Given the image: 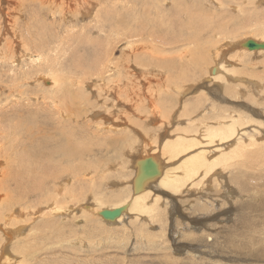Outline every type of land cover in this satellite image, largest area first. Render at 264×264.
Instances as JSON below:
<instances>
[{
    "label": "bare ground",
    "instance_id": "obj_1",
    "mask_svg": "<svg viewBox=\"0 0 264 264\" xmlns=\"http://www.w3.org/2000/svg\"><path fill=\"white\" fill-rule=\"evenodd\" d=\"M169 1L173 2L171 8L166 7ZM211 1L215 4L213 7L217 6L218 8L212 11L213 13L208 8L202 6L201 3L193 0H0V173H3V177L0 178V192L4 189L7 190L8 198L4 200L5 198L3 197V204L12 206L8 209H12L14 214L15 212H23L25 214L23 215L25 216L23 217L24 219L32 215L33 209L31 204L29 206L22 205L21 208V204L17 203V201H21L20 199L14 203L12 202L13 204H9L11 202L10 199L13 200L19 194H22V198L23 196L25 198L30 197L24 203L29 202L34 196L37 197V204H40L38 206L40 208L37 207V209L40 210L42 208L46 210L50 209L51 206L50 210L53 211L54 216L46 218L47 214H41L42 212L39 213L40 211L35 208L36 215H39L40 221L37 222V225L35 223L28 226L19 219L20 217L16 218L13 216L14 221L9 226L11 228L6 227L2 231L0 230V252L2 253V258H4L3 256H8L12 264L20 263L19 256L14 255L12 252V245L16 241L19 245V243L22 244V242H27L30 238H34L33 235L36 231L41 229V232L43 231V224L50 231V236L45 237L52 239L51 237L55 232V234H58L57 241L60 237L69 238L74 231V228L71 226L74 227L75 225L68 224L71 223V220H68L78 214L85 216L84 223L86 225L80 228L84 233L86 230H89L88 228L95 226L89 220L94 215L98 216L97 219L99 221H104L109 225L119 224L125 220V216L127 215L129 216L128 218L131 217L133 220L142 221L147 218L146 221L152 222L156 217H160L164 213V207L161 206L162 203L160 204L162 197L159 190L165 191V193L171 196H176L184 191L185 186L188 184L199 185L202 179L199 180L198 176L200 177L201 174H203V177L208 178L209 176H213L219 167V169L223 167L224 169H221L223 171L226 168L229 169L230 161L234 158V154L242 146L244 140H258L256 139L255 128L253 129V126V130H249L247 127L244 129L242 126L245 123L248 124L250 117L246 118L249 119L248 121L244 119L245 121L242 124L245 116L242 117L243 114L240 115V113L234 115L230 113L232 111L228 112L224 110L225 106L222 105L221 107L215 101L213 95L212 97H206L208 103L203 109L205 112L199 117H196L197 114L195 117L193 115L198 112L199 106H202L203 103L198 101L197 106L188 102L184 106V111L190 121L185 122L184 126L177 128L178 133L175 134V137L173 135L174 138L163 140H159L158 138L159 141L156 139V146H152L155 148L153 153L146 156L143 155L140 159L141 161H137L138 166L134 170L137 175L133 180L130 178L132 188L129 193L123 197L124 195H120L119 192L120 196L118 199H120V202L114 203L113 206L106 203V200L111 199H105L100 196L104 188L103 179L109 178L105 175L108 169L113 167L107 168L110 163L105 167L102 161H95L94 157L99 154L103 156L108 155L110 150H113L114 146L117 145V141L106 145L105 142L100 140L85 139L90 132H92L95 138H99L100 135L104 136L105 140L108 136L112 135L111 132H116L107 123L103 122L102 119L96 120L97 122L94 121L93 123L89 121L90 116L96 118L99 115H104L101 110L95 109L99 103L91 101L93 96L97 99L103 97L106 102L109 100V95L117 93L123 95L126 84H132L131 82L135 81L134 86H137L141 90L146 85L145 81L149 83L154 78L158 82L156 85L159 90L157 92V88L153 87L152 94L151 96L149 95L152 99H148V94H146L148 97L145 99V101L148 100L150 102V105H148L152 109V112L143 110V103H141L140 107H136H139V110L142 109L144 118L141 116V120L146 117V121H143L145 125L152 121L153 127L162 126V123L157 118L155 119V115L163 112H161L159 106L155 107L157 103L152 106V103L156 101L154 98L157 97V93L169 95L172 91L170 88L174 86L177 91H180V87L182 86L178 85L179 83H188L187 90L194 87L193 81H201L202 79L201 73L203 69L199 68L200 63L202 64L204 61L206 73L211 72L214 76L213 78L217 79L221 76L220 73L223 76V73L227 74L228 67L222 61L225 58L227 59L228 52H231L230 54L233 55L236 54V56L237 54L241 56L240 50L246 54L261 53L264 55V49L253 51L243 46L247 40L264 43V36L259 37L261 36L259 34V36L254 35L252 38H248L247 36L248 39L236 40L235 42H230V40L226 39L225 43L218 39L220 35L226 37L231 32L230 28L236 26V21L241 20H245L248 24L251 21L252 25L255 24L254 29L261 26V28L255 31H264L263 16L258 14V19L255 18L254 23L253 16L251 15L252 10L257 11L259 4H263L264 0H242L241 2H237L238 7H231L238 10L240 13L238 16L230 14L226 9V4L230 5V1L232 0ZM203 4L205 5L204 2ZM96 8V12H93ZM247 13L250 14L248 18L245 16ZM88 17L90 20L86 23L85 20L89 19ZM250 18L251 20L247 21ZM240 23L243 22L241 21ZM245 28H247L246 25ZM95 33H98V36ZM102 34L103 37H106L103 40ZM113 34H116L119 42L122 46L124 45L123 48H120H122L121 50L125 54V57L120 58L119 61L118 59L117 61L112 60V50L109 51V44L104 41L111 38ZM205 34L207 35L205 36ZM222 42L224 44L221 45ZM88 46L92 47L89 50H93V48L95 50L93 53L96 55L93 56H96L97 59L94 60V67V63L92 65L86 64L88 61L86 56L84 58L76 56V49H74V47H77L78 50L80 48L87 50ZM215 46V51L213 54H210L211 49L215 48ZM223 46L225 48L227 46V50H224ZM86 52H81V54L83 55L84 53L85 55ZM166 55H171V59L167 58ZM233 57L235 59V56ZM227 61L229 62V60ZM239 62H241L240 59ZM227 64L229 65L230 62ZM191 67L194 71H192ZM113 72H117V76L115 75L117 82L114 81L115 79L112 80L110 74ZM144 73H147V75H144ZM121 75H127V77L125 76L126 80H128L127 83L123 81ZM152 75L154 76L152 77ZM141 77L145 79L142 81ZM241 77L240 79H242ZM137 79L142 84H138ZM113 82L117 85L114 86ZM167 82L171 84H167L162 89L161 85ZM263 83L261 84L264 85ZM31 84L34 85L29 88ZM203 84L205 85V82ZM259 84L252 82V85L258 86ZM132 88L135 89V87ZM128 89L131 88L129 87ZM134 89H131L128 93L126 92V98H130L137 103L135 97L138 93ZM226 89H230L228 92L230 95H235L232 85H228ZM140 96L142 97V95ZM159 99L165 100L163 97ZM121 100L123 101L122 97ZM163 103H160V107ZM167 106L168 104L166 103L165 107ZM108 108L109 106L106 109ZM121 109L120 111L123 110ZM132 109L134 110L135 108ZM174 112L177 113V109ZM24 113H26V116L23 115ZM135 113L137 114L139 111ZM115 116L117 117V115ZM117 118L116 121H118ZM5 120L9 123V128L6 132L4 131ZM121 121L124 122L123 120ZM33 134H36L33 138L35 140H30V136ZM115 140L118 139L115 138ZM214 144L220 145L212 146L213 148H211L210 145ZM164 155H166L167 159H164ZM146 159H151L156 164L158 172L156 175L144 176L142 172L143 161ZM172 160H177V163L175 164L174 162L176 161ZM92 163H95V165ZM257 165L260 166L259 164ZM221 170L219 172H222ZM97 177L101 178L100 182H97ZM197 178L198 180H196ZM9 180H14L22 188H20L21 192L18 191L16 194L10 191ZM109 182H111V179ZM119 182L122 183L120 180ZM3 183L6 184V188L4 186L1 187ZM105 184L108 185V181ZM122 185L124 184L122 183ZM155 189L159 194L154 198ZM87 190L88 192L91 190L93 192L92 195H94L93 200H91L93 201L91 206L83 201L84 197L86 199ZM61 194L62 198H59ZM1 196H4V194H0V198ZM72 201L82 202L84 206L80 205V208H82H79L77 213H73L75 205L77 206L78 202L70 204ZM116 208H122V213L114 220L106 219L101 215L104 209L114 210ZM73 219L75 222V218ZM6 221V226H8L9 220ZM98 229L99 227L96 226L95 230ZM81 236L83 235L81 234ZM52 240L53 242L48 248H36L37 256L39 255L38 257L35 256L38 258L36 264H42L41 262L46 260L48 256L47 252L50 249L57 248L54 247L56 240ZM96 244H94V247H96ZM100 244L97 245V248ZM33 247L35 248V245ZM23 248L24 245L21 251ZM25 250L30 251L26 248ZM40 250H43L41 255ZM51 253H49L50 256ZM21 254L19 253V255ZM27 259L31 260L29 257ZM90 264H94V261L92 260Z\"/></svg>",
    "mask_w": 264,
    "mask_h": 264
},
{
    "label": "rangeland",
    "instance_id": "obj_2",
    "mask_svg": "<svg viewBox=\"0 0 264 264\" xmlns=\"http://www.w3.org/2000/svg\"><path fill=\"white\" fill-rule=\"evenodd\" d=\"M114 1H118V0H114ZM193 1H197L198 3H201L202 6H204L205 8H208V10L211 13H213L212 11H215L216 9H218L217 6L213 7V5H215V4H213L211 0H209V1L208 0H193ZM241 1L242 0H232V1H230V5L226 4V9L228 10V12L230 14L232 13L234 16H238L240 14L238 12V10L232 8L231 6L238 7L237 2H241ZM203 2L205 3V5L203 4ZM206 4H209V5H206ZM172 6H173V2H171V1L167 2V4H166L167 8H171ZM97 7H98V5H97ZM259 7H261V8L259 9ZM263 7H264V2H263V4L262 3L259 4V6H258L259 10L258 9H257V11L252 10V13L255 11L253 13L255 15H253L251 13V15L253 16V19H254L253 20L254 23H255V18H257L258 14H260L264 18V12H261V11H264ZM96 10H97V8L94 9L93 12H96ZM56 16L58 17V15H56ZM245 16H246V18H248V17H250V14L247 13V15H245ZM90 18L85 20V22L87 23L90 20ZM263 18H262V21L264 20ZM249 20H251V18L247 19V21H249ZM241 21L243 23H240ZM241 21H236V26L235 27L232 26L230 28L231 32L229 34H227L226 37H223L220 35V36H218V39H220L223 42H225L226 39L228 41L230 40V42L231 41L235 42L236 40H246L249 37L252 38V36H254V35L255 36L261 35L259 37L264 36V31H260V30L255 31V30L261 28V26L257 29H254L255 24L252 25L251 21H249L250 24H248L245 20H241ZM245 25L248 29L245 28ZM250 26H251V28L249 29ZM251 32H253V33H251ZM249 33H251L253 35H251V34L248 35ZM95 34H96V36H98L97 35L98 33H95ZM240 34H242L243 36ZM206 35L207 34H205V36ZM101 36H102V40L106 38V37H103V34ZM247 36H248V38H247ZM104 41L109 44L108 45V47L110 48L109 51L112 50V53H113L112 57H111L112 60L117 61V59H118V61H119L120 58L125 57L124 56L125 54H123V52L121 50L124 47V45L122 46V44L119 42L118 36L116 34H113V36L111 38L107 39V41L106 40H104ZM103 42H101V43H103ZM223 42L221 43V45L224 44ZM120 47H122V48H120ZM89 48H92V47L88 46L87 50H84L82 48H80L81 50L80 49L78 50L77 47H74V49H76L75 50L76 54H77L76 56L83 57V58L86 56V58L88 60L86 62V64L92 65L94 63L93 64V67H94V65H95L94 60L97 59L96 56H93V55H96L95 53H93V52H95V50H94V48H93L94 51L92 49L89 50ZM224 48H225V46H223V49ZM227 48L228 47L226 46V48L224 50H227ZM113 49H115V50H113ZM215 49H216V46H215V48L213 47L211 49L210 54L211 53L213 54ZM85 51H87L85 53V55H84V53L82 55L81 52H85ZM230 53L228 52L227 59L225 58V60L222 61L228 67L227 68L228 71L226 72L227 74L223 73L224 76L222 75V73H220L221 76H219V78H217V79L213 78L214 76L212 75L211 72L206 73V71H205L206 65L204 64V61H203L202 64L200 63V66H199V68L203 69V71L201 73L202 79H201V81H193L194 87L187 90V88H188L187 84L188 83H184V84L179 83L178 85L182 86V87H180V91H177L176 87L174 86V87L170 88V90L172 89V91L169 93V95L157 93V97L154 98L156 101H154V99H153L154 103H152V106H154L153 104L157 103L156 104L157 106H155V107L159 106L161 112H163V113L155 115V119L157 118V120L162 123V126L158 125L157 127H153L154 124L152 121L149 122L147 125H145V123H143V121L146 119V117H145V119L141 120V116L142 117L144 116L142 113V109L146 110L147 112H152V109L149 106L150 102L148 100L145 101V99H147V97L149 95L151 96L154 88H157V92L159 90V88L156 85L158 82H156L154 78H152L153 79L152 82H149V83L147 81L144 82L147 85V86L146 85L143 86V88L141 87L143 89V91L145 89L144 93H143L142 89L139 90L137 86H134L135 85V81H134V82H131L132 84H126L124 86L125 93H123V95H119L118 93L113 94V95H109L108 96L109 100L106 102H105V99L103 97H102L103 99L102 98L97 99L95 96H93L91 98L92 102L99 103V105L96 104L98 106L95 109L101 110V112H103L106 117L104 115L103 116L99 115V116H97L98 118L97 117L92 118V116H90L91 118L89 117V121L93 123L96 120L98 121V120L102 119L103 122L107 123V125H109V127L114 129L116 132L115 133L111 132L112 137L108 136L106 140H105L104 136H101V135L99 138H95V137H93L92 132H90V134L85 139L86 140H93V141L100 140V141L105 142L106 145H110V144L114 143V141H117L116 142L117 145L114 146L113 150H110V153L108 155L103 156L102 154H99L96 157H94L95 161H97V160L102 161L103 165L105 167H107V165L109 163H110V165L107 168L113 167V168H109L106 175H105L109 178L103 179L104 188L102 189L100 196L105 198V199H111V200H106V203H107V205L110 204V206H113L114 203L120 202V199H118V198L121 194H122V196L124 195L123 197H125V195H127L129 193V191L132 188L131 179L132 180H133V178L135 179V177L137 175V174H135V171H134V170H136V166H138L137 161L140 162L141 161L140 159L143 157V155L146 156L147 154L153 153V151L155 150V148H153V147H155L156 146L155 144H157L155 142L156 139L158 140V138H159V140H163L166 138H170V139L174 138L175 134L178 133L177 128L180 126H184L185 122L187 123L188 121H190V120H188V116L185 114V111H184L185 110L184 106L188 102H191L197 106H198V101L203 103L202 106H199L200 109L198 110V112L201 114L196 112L193 115V117H195L197 114L196 117H199L205 112L203 109L206 106V104L208 103L206 97H210V96L212 97V95H213L214 96L213 98L221 107H222V105L225 106L224 110H227L228 112L232 111L230 113L234 114V115H237L238 113H240V115L243 114L242 117L245 116V118H243L242 124L244 123L245 120H247V121L249 120L246 118L250 117L248 124L245 123L242 126L244 129H246V127H247V129H249V130H253L255 128L254 132L256 134V139H258L259 141L258 140H246V141L244 140L242 146L236 151V153L234 154V158L230 161L229 169L226 168L223 171L221 169H224V168L222 167L221 169H219L220 168L219 167L216 170L215 174L213 176H209L208 178L203 177V174H201L200 177L198 176V178H200L199 180L202 179V182H200L199 185L196 184L194 186L193 183L188 184L185 186L186 188H184V191L180 192V194H178L176 196H171L170 194L165 193V191L159 190L160 195L162 197L160 204L162 203L161 206L164 207V210H163L164 213H162L160 217H156L154 219V221H152V222L146 221L147 218L145 220H142V221L133 220V219H131V217L128 218L129 216L127 215V216H125V220L121 221L119 224L109 225V224H106L104 221L103 222L99 221L97 219L98 216L94 215V216L90 217L89 220L91 222H93L92 224L95 226L88 228L89 230H86V232H85L87 234V236H86L84 231L82 229H80L81 227L86 225V223H84L85 216L79 215V214L75 215L76 217L73 216V218H75V222H74L73 218H70L68 221L71 220V223H68V224L76 226V227L71 226L72 228H74V231L69 236V238L64 237V238H66V239H64L63 237H60L61 239L59 238L58 241H57L58 234H55V232H54V234L52 235L51 238L56 240V241L54 240L55 241L54 247H57V248L50 249V251L47 252L48 256L46 257V260H43V262H41L42 264H72V263L73 264H90V262L92 260L94 261V264H188V263L189 264H191V263L192 264H202V263L203 264H264V241H263L264 240V106H263V104H264V98H263L264 97V85L261 84L262 82H264V74H263L264 73V55L261 53H260L261 55L259 53H257V54H246L245 52H242L241 50L239 53L241 54L242 57L238 54L236 56V54L233 55ZM68 56H70V55H68ZM166 56H167V58L171 59V55H166ZM221 56H222V53H221ZM233 56H235V59ZM239 56H240V58H239ZM92 57H93V60H92ZM70 58H72V57H70ZM239 59L241 62H239ZM90 60L92 61V63ZM227 60H229V62H230L229 65L227 64V63H229ZM239 67L241 70L239 69ZM246 68H247V70H246ZM191 69H192V71H194V69L192 67H191ZM233 70H234V72H233ZM216 74H217V72H216ZM231 74L234 76H232ZM110 75L112 76V80L115 79L114 81L117 82L116 81L117 80L116 79L117 78L116 77L117 72H113ZM144 75H147V73H144ZM241 75H242V77H241ZM243 75H245L246 77ZM121 76H122L123 81L125 83H127V81H128V80H126L127 75H125L126 77L123 75H121ZM153 76L154 75H152V77ZM194 77H196V76H194ZM240 77L244 80L240 79ZM141 78H142V81H143V79H145L143 77H141ZM226 79L229 81H227ZM137 81H138V84H142V82L139 79H137ZM115 82H113L114 86L117 85ZM170 82H167L166 84H162L161 88L164 89L167 86V84L168 85L171 84ZM191 82H192V79H191ZM204 82H205V85L203 84ZM252 82H256L258 84L260 82V84L262 86L260 84L258 85L259 87L257 85H252ZM33 85L34 84H31L29 86V88H31ZM131 85H133V86H131ZM217 85H219V86L222 85V86L219 87ZM228 85H232V87L235 91V95L232 96L228 93L231 89V88L226 89V87ZM129 87L131 89H134L132 87H135L134 91L138 93L137 96L135 97L137 99V103L135 101H132L130 98H126L127 97L126 92L128 93L131 90V89H128ZM145 87H147V88H145ZM238 88H239V90H238ZM222 89H223V91H222ZM189 90H191V91H189ZM134 91H132V92H134ZM140 91H142V92H140ZM222 93H224V94H222ZM146 94H148V96ZM116 95H117V97H116ZM140 95H142V97ZM111 97H112V101H111ZM121 97H122L123 101L121 100ZM149 97H148V99H152L151 97L150 98ZM162 97L165 99L164 101L159 99ZM223 97H225V98H223ZM143 99L145 102L143 101ZM107 102H108V106H109L108 109H106L108 107ZM161 102H164V103L160 107ZM125 103H127V104H125ZM141 103H143V105H142L143 108L141 110H139L138 108L140 107ZM166 103L168 104L167 107H165ZM7 104H8V101H7ZM124 105H126V106H124ZM136 106H139V107H136ZM117 107H118V109H117ZM121 107L123 110L121 109ZM181 107H182V109H181ZM102 108H104V109H102ZM112 108L114 109V111ZM132 108H135V109L133 110ZM120 109L122 111H120ZM125 109L127 110V112ZM176 109H177V113L174 112V111H176ZM128 111L129 112L131 111V112L129 113ZM136 111H139V113L136 114L135 113ZM114 112H115V114H114ZM118 113L119 114L122 113V114L119 115ZM23 115L26 116V113H24ZM115 115H117L118 118ZM246 115H247V117H246ZM115 117L117 118L118 121H116ZM120 118L124 122H122L120 120ZM175 118H177L176 120H178V118H179L180 121L174 120ZM103 119H105V120H103ZM171 119H172V121H171ZM127 120H128V122H127ZM125 122H127V123H125ZM122 123H124V124H122ZM249 123H251V124H249ZM119 124H121V125H119ZM127 125H128V127H127ZM254 125H256V126H254ZM252 126H253V129H252ZM149 127H150V129H149ZM8 128H9V123L7 120H5L4 121V131L6 132ZM124 129H125V131H124ZM153 129H155V130H153ZM142 131H144V132H142ZM155 133H157V134H155ZM173 135H174V137H173ZM35 136H36V134L31 135L30 140H35V139H33ZM76 137H78V135H76ZM115 138H117L118 140H115ZM76 139L80 140L79 138H76ZM252 141H253V144H252ZM255 141H256V143H255ZM218 145H220V144H214V145H210V146H211V148H213L214 146H218ZM208 148H210V147H208ZM236 157H239V158H236ZM164 159H167L166 155H164ZM236 159H237V162H236ZM241 159H243V160L245 159L244 162ZM239 160H241V162H239ZM172 161H176V162H174L175 164L177 163V160H172ZM245 161H246V163H245ZM248 161H250V162H248ZM92 164L95 165V163H92ZM111 164H113V165H111ZM257 164H259L260 166H258ZM126 165H128V166H126ZM220 170L222 172H219ZM240 174H242V175H240ZM90 176H88V177H90ZM2 177H3V173H0V178H2ZM198 178L196 180H198ZM100 179H101L100 177L99 178L97 177V179H96L97 182H100L99 181ZM110 179H111V182H109ZM119 180L124 185H122V183H120ZM123 180L124 181L126 180V181L124 182ZM107 181H108V185L105 184V183H107ZM130 181H131V183H130ZM8 183L10 185V191L15 192L16 194L18 193V191L21 192L22 188L14 180H9ZM1 185H2L1 187L4 186V188H6V184L3 183ZM191 185H192V187H190ZM109 186H111V187H109ZM113 186H116L117 188L113 187ZM88 188H89V184H88ZM18 189H20V190H18ZM154 191L156 192L157 190L155 189ZM155 192H154L155 196L153 195L154 198L156 196H158V194H159V192H156V193ZM87 193H86L87 201H86L85 197H84L83 201H85L86 204H89V206H91L93 203V201H91V200H93L94 195H92L93 192L91 190L89 192L87 190ZM0 194L1 195L4 194V196H1V198H0V230L1 231L6 227L11 228L9 226L11 223H13L14 217H16V218L20 217L19 219H21V221L23 223H26L27 226L30 224H35V223L37 225V222L40 221L39 215H36V213H37L36 210H39V209H37V207L40 206V204H37L38 203L37 197L34 196V198H31L32 201L30 200L27 203H24V202L27 201L26 199H28L30 197L28 196L27 198H25L23 196V198H25V199H23L22 194L16 195V198H14L13 200L10 199L11 202L9 204H13L14 202H16L17 200L20 199L21 201H17V203L21 204V208H22V205L23 206H25V205L29 206L31 204V207L33 209V210L31 209L32 210V215H31L32 217L28 216L29 219H28V217L26 219H24L23 217H25V216H23V215H25V214L23 212H21V211L19 213L15 212V214H14L12 212V209L9 210L10 209L9 207H12V206H9L8 204H3V201L8 198L7 190H5V189L2 190L0 192ZM3 197L5 198L4 200H3ZM59 198H62V194H61V197H59ZM152 201H153V199H152ZM77 202L72 201L70 204L77 203ZM78 203H77V206L75 205V209H74L73 213L78 212L80 205H82V207L84 206L82 204V202H80L79 204ZM35 208H36V210H35ZM38 208H40V207H38ZM50 209H51V206H50ZM50 209L43 210L41 208L39 210L40 211L39 213L42 212L41 214H47L46 218H52V217H54L53 211ZM68 209H70V208H68ZM10 213H12V214H10ZM16 214H19V215H16ZM34 216H36V217H34ZM80 219H81V221H80ZM6 220H9L8 221L9 223L7 224L8 226H6V223H7ZM76 221H78V222H76ZM42 226L44 228L43 231L41 232L42 229L39 231H36V233L33 235L34 238H30L27 241L28 244H27V242H22V244L19 243V245H18V242L16 241L15 244L12 245V247H11L12 252L14 253V255L19 256V259H20V263H18V264H36L37 259H38L36 257L39 256V255L37 256V254H38L37 249L38 248H41V249L45 248L46 249L53 242L52 239L45 237V236H50L49 228H47V226H44V224ZM42 226H40V227H42ZM96 226L99 227L98 230H95ZM52 227L54 228V226H52ZM92 233H94V234H92ZM81 234L83 236H81ZM72 235H73V237H72ZM70 237H72V238H70ZM260 239H262V240H260ZM99 240H101V242H99ZM66 241L68 242V244ZM85 241H87V242H85ZM237 241H238V243H237ZM91 242H93V243H91ZM23 243H26L27 245L23 244ZM95 243H97L95 245L96 247H94ZM99 243H101V244L97 248V245H99ZM31 244H33V245H31ZM23 245H24V248L21 251V248L23 247ZM29 245L32 247H30ZM34 245H35V248L33 247ZM40 245L43 247H41ZM79 245H81V246H79ZM36 246H38V247H36ZM25 248L27 250L32 251V252L29 254L30 251H26ZM66 250H68V251H66ZM93 250H96V251L98 250L97 251L98 253L96 251H93ZM42 251L43 250H40V255H41ZM22 252H23V254H21ZM51 252H53V253H51ZM19 253L21 255H19ZM49 253H51V256ZM64 253H65V255H64ZM67 255H68V258H70V259L67 258ZM25 256H26V259H25ZM27 256L31 260L27 259L28 258ZM53 256H54V258H52ZM0 257H1L0 258V264H12V261H10V258L8 256H3L4 258H2L1 252H0ZM7 258H8V261H10V262L7 261ZM60 259H61V261H60ZM46 261H49V262H46ZM67 261H69V262H67ZM101 261H102V263H101Z\"/></svg>",
    "mask_w": 264,
    "mask_h": 264
},
{
    "label": "water",
    "instance_id": "obj_3",
    "mask_svg": "<svg viewBox=\"0 0 264 264\" xmlns=\"http://www.w3.org/2000/svg\"><path fill=\"white\" fill-rule=\"evenodd\" d=\"M244 47H247L251 50H260L264 49L263 42H257L255 40H247L244 44ZM144 176H154L157 172V166L151 159H146L143 161V170ZM143 174L142 177L144 178ZM122 213V208H116L114 210L104 209L101 212V215L109 220H114L115 218L119 217Z\"/></svg>",
    "mask_w": 264,
    "mask_h": 264
}]
</instances>
